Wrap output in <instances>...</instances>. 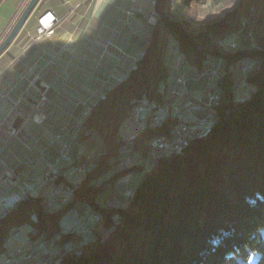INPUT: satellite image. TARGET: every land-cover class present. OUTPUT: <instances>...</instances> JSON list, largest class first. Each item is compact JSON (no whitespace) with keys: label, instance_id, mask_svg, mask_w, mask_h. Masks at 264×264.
Here are the masks:
<instances>
[{"label":"trees","instance_id":"16d2710c","mask_svg":"<svg viewBox=\"0 0 264 264\" xmlns=\"http://www.w3.org/2000/svg\"><path fill=\"white\" fill-rule=\"evenodd\" d=\"M152 1L156 16L150 33H131L126 47L136 53L134 68L119 78L101 81L95 103L83 119L89 132L78 136L68 148L73 154L59 167L80 173L69 177L68 172L51 182L55 188L64 185L60 196L64 198L66 185L75 182L78 189L69 202L60 203L59 197L50 206L41 190L27 192L29 196L25 193L0 219V229L12 222L31 225L27 241H41L34 249L31 245L18 248L23 255L18 264L36 252L39 263V256L50 257L48 264H264V0H240L236 11L194 35L184 30L183 22L167 17L168 12L189 15L187 9L194 0ZM137 15L141 17L140 11ZM230 37L238 39L239 47L227 51L218 43ZM30 40L24 30L14 48L20 50ZM182 70L186 84L175 87L170 79ZM208 71L215 73L212 82L205 76ZM242 82L252 90L248 95L246 86L245 97L239 98ZM210 84L222 91L212 109L207 107ZM176 88L188 90L189 96L179 97L175 105L172 93ZM139 106L142 125L134 127L132 138L123 139V123L135 117ZM172 106L179 110L171 112ZM165 107L168 112L152 123ZM86 108L79 105L75 119L83 118L79 111ZM205 117L211 122L204 135L144 169L142 156L154 140L169 135L180 120L197 122ZM73 127L71 135L76 131ZM98 134L103 137L97 144L98 154L86 155L87 140ZM127 141L138 158L109 180L116 182L136 169H144L145 175L126 204L101 207L95 202L102 191L97 177L112 163L123 165L127 158L110 163L108 159ZM76 199L100 214L98 219L92 214L88 218L94 224L86 231L94 238L49 254L46 245L54 235L55 248L78 237L76 231L64 232L60 227L63 213ZM15 211L22 213L16 221H8ZM7 235L0 230V254L6 250Z\"/></svg>","mask_w":264,"mask_h":264},{"label":"crops","instance_id":"0c3cea01","mask_svg":"<svg viewBox=\"0 0 264 264\" xmlns=\"http://www.w3.org/2000/svg\"><path fill=\"white\" fill-rule=\"evenodd\" d=\"M28 2L0 0V42ZM133 6V0H40L0 55V124L5 122L9 126L17 116H23L26 134L25 140L0 135V174L7 172L0 181V199L18 201L27 191L42 190L46 164L54 162L63 144L75 135L68 130L71 120L68 106L83 105L85 99L96 98L102 81L99 75L108 72L99 64L101 53L111 60V71H117L115 62L119 57L109 51L110 44L115 46L119 25L122 32L127 29L128 38L131 36L128 16L124 14ZM48 10L58 21L51 34L37 36L38 18ZM24 30L31 40L19 50L14 48V42ZM125 37L120 41L123 46L130 44ZM88 73L93 74L92 78ZM85 90H90L91 96ZM46 94L51 104L45 109L44 119L36 121L29 116L41 95L47 99ZM72 154L73 151L69 158ZM66 160L60 157L54 169ZM17 190L21 193L14 196Z\"/></svg>","mask_w":264,"mask_h":264},{"label":"rangeland","instance_id":"374dc122","mask_svg":"<svg viewBox=\"0 0 264 264\" xmlns=\"http://www.w3.org/2000/svg\"><path fill=\"white\" fill-rule=\"evenodd\" d=\"M152 0H133L134 6L130 9H128L126 11V14L128 16V22L130 23L129 26L131 27V33L133 34L134 32L137 33H142L144 30H146L148 33H150V29H151V24H152V19L154 18V16H156L154 14L153 11V7H152ZM178 3H181L182 0H177ZM240 2V0H194L193 2H191V6L188 7L187 9V13L189 15H175L174 13L169 14L168 12V18L172 19V21H180L183 22L182 23V27L184 28V30H186L189 34L194 35V34H198L199 32H205L209 30V26L214 23L217 20L222 19L223 17L226 16V13L232 11H236L238 8V3ZM240 5V4H239ZM128 11H130L131 13L129 14ZM141 14V17L138 16L137 14L139 13ZM137 15V16H136ZM126 19V20H127ZM124 35L126 36V39H130V37L128 38V31L127 29L122 32V28L117 26V33L115 34V46L111 45L112 49H109V51L115 52L117 57L116 62H115V67L117 69L116 72H112L111 71V67H112V62H110L109 60H107V57L101 53V56H99L98 60H99V64L103 67V69L108 70V72H106L105 74H107L106 76H104L105 74L100 73V79L102 81L108 79V77L110 76L113 78H119L120 76H123L126 72V74H128L129 71H131L134 66H135V61L137 59L136 53H130L129 51H127L126 49V45L123 46L124 44L120 43V41L123 39ZM236 37H230L228 40H220L219 41V46L222 47L224 50L230 51L232 49H237L239 46L236 44ZM250 44V42L248 43ZM114 46V47H113ZM126 55V56H125ZM129 56V57H128ZM126 59V61L124 62L123 59ZM175 60H177L175 58ZM172 63V62H171ZM174 63V61H173ZM106 64H110L111 66H107ZM109 68V69H108ZM236 69H239V67H235ZM125 70V71H124ZM179 70V68H176V72ZM182 72H185L184 70H182ZM212 73V71H208L205 73V76H207V73ZM113 73V74H112ZM186 73V72H185ZM112 74V75H110ZM89 76V78H92V73H88L87 74ZM95 75V74H94ZM104 76V78H102ZM108 76V77H107ZM175 75H173L170 79V82H174V86L176 87V81H175ZM178 76V75H177ZM176 76V78H177ZM94 77V76H93ZM208 78V77H207ZM174 80V81H173ZM209 81V80H208ZM211 82V81H210ZM246 83L242 82L241 86L238 87L237 89V95L239 98H244V94L243 92L246 91ZM212 85V84H210ZM209 85V86H210ZM245 87V88H244ZM182 90V91H181ZM252 88L250 85L247 86V94L249 95L251 92ZM88 92V90H85V93ZM182 94H181V93ZM185 92H187L186 94H184ZM91 91L89 90L88 92V97L91 96ZM180 93V94H179ZM175 98H174V104H178L181 100V98L187 97L189 96V92L186 89H178L176 88L175 91H173L172 93ZM44 96V95H43ZM95 96V95H94ZM178 96V97H177ZM42 97V95H41ZM41 97L39 98V100H41ZM47 97V94H46ZM181 97V98H179ZM43 98V97H42ZM49 98V97H47ZM86 103L83 104L84 107H87L85 110L79 111V113H83V118H76L75 119V115L78 113V106L80 105L81 107L83 105L79 104V105H71L68 106L69 108V114L70 115V122H69V128L68 130L70 131V129L72 128V124L76 127H73V129H76L75 131V135L74 136H70L71 140L69 142L64 143L63 144V149L65 146H67V149L73 144L75 143L76 140H78V136L82 134L83 131L85 132H89L88 128L85 127L84 125V121L83 119H85L88 114H89V109L90 105L95 103V98H90V99H85ZM219 100V99H218ZM42 106H44L41 101L38 104L39 109H42ZM179 106H172L171 108V112L174 111V113H176L179 108ZM38 109V110H39ZM142 110V106L138 107V111L136 112L135 117H133V119H128L123 123V131L120 133L121 137L123 139H127V136L130 135L129 137L132 138V133L134 132V127L138 128L139 126L142 125L143 119L141 117V112ZM169 109H167L165 107V109H162L159 111V117L158 115L155 116L152 119V123H156L158 122V119L160 120L162 118V116L164 115V113L168 112ZM35 111V110H34ZM40 116H42L39 112H37V114L35 115L34 119L36 121H41L42 117L40 118ZM187 118H190V115L186 116ZM155 119V120H154ZM71 124V125H70ZM11 125L7 126L5 122H3L2 124H0V135L4 136V137H11L14 135V133H12L10 131ZM18 136L20 133H16ZM88 134V133H86ZM21 137V136H19ZM85 138H87V135H85ZM84 139V138H83ZM117 139H119V136L117 137ZM99 140H103V137L101 136V134H98V136H93L91 137V139H89V141L87 140L86 144H85V153L86 155H90L95 157L96 154H98L99 152V148H98V141ZM151 146L147 149L145 155H143L142 160L141 161V165L145 164L143 167L144 169H147L148 166L147 164H150V157H149V152L151 151ZM133 145L132 143H130L129 141H127L122 148L117 151V149L114 150L113 155L111 157H109L108 162H112L114 159H126L124 160V163L122 165V163H112L110 165V168L107 171H103L99 174V176L97 177V184L99 187H101L102 191L99 193V195L97 196L95 202L101 206V207H110L115 205V206H121L124 205L128 202L130 196H131V190L130 189H134L142 180L143 176L145 175V170L144 169H136L134 171H132L131 173H129L128 175H126L125 177L119 179L118 181L114 182V181H110L109 178L115 174L119 169H122L124 167L128 168L130 166H132V164L137 160L138 155H137V151H133L132 150ZM62 149V151H63ZM80 156V154H79ZM69 154L68 153H64L62 158L68 159ZM130 157V158H129ZM97 160V158H95ZM95 160V161H96ZM140 160V159H139ZM74 170V169H73ZM52 172V171H51ZM69 172V173H68ZM65 173H68L67 175L69 177H75L77 174L80 173L79 169H76L74 171H72V169H69L68 171L65 172V169H54V171L51 173L50 178L44 176L43 180H46L45 185L43 183L44 186L41 185V193L45 196V198L47 199V201L49 202L50 206L51 201L54 202L55 200H58L59 197L64 193V185L61 184L58 188H55V183H51L53 180L66 175ZM77 185H75L74 181H69L68 185H66V191H67V195L66 197H60V203H67L69 202V200L71 199V197L73 196L72 194H74L73 192H75L77 190ZM32 192V191H29ZM21 192L19 190H17L16 192L14 191L13 194L14 196H18ZM37 194V193H36ZM36 194H33L34 197V201L37 202L36 199ZM27 196H29V193H26ZM39 195V193H38ZM26 198V197H25ZM24 207H27V202H24ZM64 205V204H63ZM62 205V206H63ZM16 204L9 206L8 211L6 213V215L12 210L13 207H15ZM93 209L92 207L86 203L81 201L80 199H76L75 203L73 204V206L65 213H63L61 219H60V227L61 230L64 232H70V231H76L77 232V238L73 241H70L66 244L57 246L56 248L53 247L52 243L54 241V239L56 238V236H53V239L51 240V244L46 245V249L50 252L49 254H51L53 251H56V253H58L62 247H66L69 248L72 245H81L82 243L88 242L90 241L92 238H94V235L89 234L86 230L88 229V227L92 224H94V221H89L88 218L90 216V214H99L98 211H94L92 212ZM92 212V213H91ZM22 212H13L9 218L7 219L8 221L10 220H17V216L19 214H21ZM96 218V217H94ZM97 219V218H96ZM6 223V222H5ZM32 229L31 225L26 224V225H20L19 223L16 224L15 222H12L10 224H5L1 227V231H6L7 232V237H6V243H5V247L6 250L5 252L0 254V263L1 264H18L20 261L16 258H23L22 253L20 252V250L18 248H22L24 250V248H28L31 245V242H28V236H29V232ZM32 245L30 247V249H34L37 246H39L41 244V241L39 242L38 240L32 241ZM36 243V244H34ZM43 243V242H42ZM39 244V245H38ZM40 248V247H39ZM41 249V248H40ZM8 251V252H7ZM54 253V252H53ZM34 255L31 257L26 258L25 260H23L20 264H48L46 262H49L51 259L48 256H44L41 255L39 257H42L39 261L42 263L38 262V256H37V252L36 254L33 253ZM16 256V257H14ZM15 259V261H10Z\"/></svg>","mask_w":264,"mask_h":264},{"label":"water","instance_id":"95a60500","mask_svg":"<svg viewBox=\"0 0 264 264\" xmlns=\"http://www.w3.org/2000/svg\"><path fill=\"white\" fill-rule=\"evenodd\" d=\"M39 1H40V0H29L28 4L26 5V7L24 8V10L22 11V13L20 14V16L18 17L17 21H16L15 24L12 26L10 32H9V33L7 34V36H6V37L0 42V55H1V54L3 53V51H4V50H5V49H6V48H7V47L13 42V40L15 39V37L18 35V33L20 32V30L22 29V27H23L24 23L26 22L28 16L31 14V12H32L33 9L36 7V5H37V3H38ZM175 84H176V86L184 87L185 84H186V73H185V84H182V85H181V84H177V83H175ZM180 93H181V92H180ZM180 93H179V94H180ZM42 99H43V98H42ZM42 99H41V100H42ZM41 100H37V101L35 102V104H34V106H35V109H34V110H35V111H33V112L30 114L29 117L34 118L35 115L37 114V112H39V113L42 115V116H40V118L42 117L41 120L44 119V117H45V109L48 108L49 105H50L51 103H50L49 98H47V99H46V102H45V104H44V106H42V109H39V108H37V107H38V104H39V102H40ZM38 109H39V110H38ZM24 120H25V118H24L23 116H20V115L17 116V117L13 120V122H12V124H11L10 131H11L12 133H14V135L11 136V137H9V138H12V137L15 136V137L19 138L20 140H25V139H26L25 131H24V129L22 128V124H23ZM16 133H20L19 136H21V137H19ZM9 138H7V139H9ZM64 153H69V152H68V149H67V146L64 147L63 151L60 153V156H59L58 158H56V159L54 160V162H48V163L46 164V169H45V171H44V176H46V171H47L49 165L52 166V167H51L52 172L54 171L55 166L58 164V162H59V160H60V157H63V154H64ZM143 166H144V164H143ZM6 173H7V172L0 174V181L3 179V177L6 175ZM44 176H43V177H44ZM45 182H46V180H43V183H45ZM27 192H29V191H27ZM25 196H26V194H25ZM3 200H6L8 206H11V205L17 204V202H18V201H11V200H9L8 198H2V199H0V202L3 201ZM110 206H111V205H110ZM99 216H100V214H99ZM95 219H96V218H95ZM32 241H35V240H32ZM32 241H31V245L33 244ZM34 244H36V243H34Z\"/></svg>","mask_w":264,"mask_h":264},{"label":"built area","instance_id":"2783aa9c","mask_svg":"<svg viewBox=\"0 0 264 264\" xmlns=\"http://www.w3.org/2000/svg\"><path fill=\"white\" fill-rule=\"evenodd\" d=\"M130 14L131 12L128 11ZM58 21L57 16L51 11L48 10L41 14L38 18V27H37V32L40 37L49 35L53 32V28L55 23ZM176 83L177 84H185V72H179L177 78H176ZM185 92L184 94H186ZM182 94V93H181ZM46 102V98L44 97L41 100V103L44 105ZM207 107L210 108L209 102H207ZM7 125V124H6ZM8 126V125H7ZM195 131H197V127H179L178 124L173 126V134H170L169 137H164L158 141H153L152 142V147L151 151L149 152V157L151 158L152 155H155V151L158 147L160 146H167L168 144L174 142V141H180L183 140L185 137L190 136L193 134ZM145 165V164H144ZM51 165H49L47 171H46V177H50L51 175ZM3 208H8V204L6 200H3L0 202V212L2 211ZM97 214H93V217H95ZM16 257V256H14ZM19 261L22 258L16 257Z\"/></svg>","mask_w":264,"mask_h":264},{"label":"bare ground","instance_id":"6f19581e","mask_svg":"<svg viewBox=\"0 0 264 264\" xmlns=\"http://www.w3.org/2000/svg\"><path fill=\"white\" fill-rule=\"evenodd\" d=\"M243 71H245V69H243ZM214 74L215 73L213 71H212V73H210V72L207 73V76H206V77H208L207 79L212 82ZM221 93H222V91H221L220 87L211 85V89L209 91L208 100H207V102H209V106H210L209 109H212L214 107V104L218 101V99H220ZM210 122L211 121H210V119L208 117H205V118H203V119H201V120H199L197 122H188V121H185V120L178 121L176 124H178L179 127H197V131H195L190 136L185 137L183 140L174 141V142L168 144L167 146L158 147L156 149V151H155V155H152L151 158H150V164H147V166L148 165L152 166V165L156 164L157 160L161 156H168V155L172 154L173 152L179 150L182 147V145H185V144L191 142L192 140L204 135L208 131V126L210 125ZM170 134H173V128H172ZM169 135H163V136L157 138L154 141H158V140H160V139H162L164 137H169ZM8 209L9 208H3L2 209V211L0 212V219L3 218L6 215ZM95 217L98 219L99 218V214L97 213V215Z\"/></svg>","mask_w":264,"mask_h":264}]
</instances>
